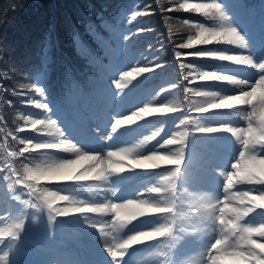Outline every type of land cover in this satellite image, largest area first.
Listing matches in <instances>:
<instances>
[{
  "label": "rangeland",
  "instance_id": "1",
  "mask_svg": "<svg viewBox=\"0 0 264 264\" xmlns=\"http://www.w3.org/2000/svg\"><path fill=\"white\" fill-rule=\"evenodd\" d=\"M217 1L225 3V0ZM258 7V12L263 17L260 31L257 27L258 12L254 7L245 8L243 0H232L227 3L226 25L233 26L236 29L235 33L243 36L245 45L240 46L238 55L235 56L236 58L251 56L253 63H240L238 72L240 78H237L236 74L226 76L225 79L232 77L236 80L234 83L228 79L230 82L228 90L218 93L205 91L206 97L199 100V106H203L221 98L236 97L237 94L240 96L239 100H232L229 104L208 108L217 110L233 102H240V108L235 109L233 117L221 119L216 117L200 123L199 128L210 126L214 129L208 131L209 133L226 131L222 126L233 129V131H226L231 136L229 140L216 145L213 142L207 143L208 146H215L212 156L204 155L200 160H194L199 169L208 157L213 158V161L217 163L215 164L211 159L207 161L212 163L213 170L207 173L208 178L197 172L193 173L191 178L183 177L182 184L179 185L178 207L173 205V188L176 180L170 173L182 165L180 163L176 166L174 162L154 168H126L119 173L106 174L107 178L97 177L95 173L81 178L84 181L93 180L84 191L90 195L87 196L84 193L88 199L87 201L83 199L82 204H79L82 201L78 198H83V195L69 192L70 198L77 199L79 203L75 201L64 203V208L76 206L80 209H88L120 204L127 200L147 202L149 207L143 214L123 227L114 220V217L119 216L116 209L94 211L95 217L81 221L83 227L93 232L92 236L85 237L91 244V249L105 255V264H117V262L118 264H169L172 243L168 232L171 231L173 218L171 213L166 214V212L174 207L179 214L177 228L180 233L179 245L188 244L187 246L190 247L178 253L177 264H207L212 255L217 257V264H255L252 262V257L257 254L258 247L264 249V235L258 231L261 226H264V218H253L249 215L253 211V201L263 200L262 197H264V187L256 182L262 181L259 176L264 174V68L256 66L264 61V0L258 3ZM111 32L113 42L107 43V59L102 64L103 79L108 94L104 100V113L97 115L93 111L90 98L88 97L89 101L83 99L81 106L86 114L75 116L76 121L83 123V127L81 125L79 130H74L73 123H68L65 118H58L63 122L64 130H59L53 139L48 141L49 146L52 147L51 157L42 165L43 176L48 182L62 184L60 187H63V183L67 180L77 177L81 170L88 168L91 163V161L77 159V150L88 154H99L101 157L106 156L108 151L118 149H130L134 156H145L152 152L166 154L181 147L183 152L184 145L177 144L180 138L174 134L180 133L185 140L186 131L182 133L178 127L173 126L167 120L165 113H160L164 114L163 120H153V116L160 115L155 113L134 124L122 126L117 133L112 134V138H106L115 119L127 115L134 107L144 104L150 106L172 104L176 106L175 111L182 108L178 101L171 100L170 96L165 95V90L157 91V88L151 86L141 87L153 73V68L138 61L135 53L125 44L119 25L112 26ZM133 67H149L152 70L136 73L133 82L121 92L122 82L133 76L131 72ZM128 73L132 74L128 75ZM54 112L52 114L56 117L61 114L59 108L56 109V113ZM161 128L162 131L154 139L144 144L140 143L145 137L151 136L153 132ZM166 139H171L175 143L164 145L163 141ZM207 162L205 166L209 165ZM169 164L172 165L164 168ZM233 164L236 165L235 168L232 167ZM226 173L234 174L230 181ZM251 176L257 178H247ZM57 177L71 178L57 179ZM150 188L158 189V191H148ZM62 192H65L64 188L56 193V199L60 200ZM27 213L26 209L25 214ZM73 213L75 212H69L66 216H71ZM25 214L21 213L9 221L12 225L16 222L20 223ZM3 216L4 213L0 214V220L3 219V222H0V236L8 231L7 225H10L4 223L7 217ZM50 216L53 215H43L35 226L32 223L33 227L29 226L28 220H23L24 225L19 227L30 230V237L41 242L45 247L51 248L54 245L53 238L58 237L63 229L55 219H50ZM245 218H249V221L245 222ZM139 233L151 235L126 245L121 249L122 255L110 254L107 250L108 245L115 246ZM2 242L3 239L0 237V244ZM213 242H215V251H210L209 245ZM19 247L15 244V247L11 249L9 245L3 254L0 253V264H4L3 262L21 264L20 260L23 256L14 257L18 250L25 253V250ZM33 254H30L27 263L40 264L45 255L44 247L40 250L34 249ZM84 255L88 264H98L85 253ZM4 258L8 260L4 261ZM60 263L84 264L79 253H75L71 260L64 262L58 260L56 264ZM44 264H47L46 259Z\"/></svg>",
  "mask_w": 264,
  "mask_h": 264
},
{
  "label": "trees",
  "instance_id": "2",
  "mask_svg": "<svg viewBox=\"0 0 264 264\" xmlns=\"http://www.w3.org/2000/svg\"><path fill=\"white\" fill-rule=\"evenodd\" d=\"M217 5L225 13L217 0H0V200L17 186L26 197L49 203L45 215L59 220L42 169L57 126L44 127L42 121L53 120L50 100L68 101L74 88L104 86L102 63L108 40L113 42L112 25L120 26L138 61L153 68L151 83L180 104L187 95L194 125L212 119L215 111H197L199 100L205 91L228 85L219 77L238 67L233 46L239 42H231L238 34L221 37L225 25ZM192 150L202 151L196 141ZM259 184L264 187V180ZM255 204L264 216V199ZM10 230L14 236L31 233ZM258 251L252 261L264 264V249Z\"/></svg>",
  "mask_w": 264,
  "mask_h": 264
},
{
  "label": "clouds",
  "instance_id": "3",
  "mask_svg": "<svg viewBox=\"0 0 264 264\" xmlns=\"http://www.w3.org/2000/svg\"><path fill=\"white\" fill-rule=\"evenodd\" d=\"M217 9L219 10V15L227 21V15L224 13L222 9H220V6L217 5ZM229 32H236V29L231 26V25H225L220 29L221 37L227 36ZM191 39V38H190ZM231 42H239L241 47H244V42H243V36L238 35L237 41H231ZM189 45H181V47H185ZM177 56L182 55V53H176ZM222 58L225 59H233V57H228V56H223ZM236 59L237 63H244V64H252L253 60L251 56H245V57H239V58H234ZM257 67L264 68V61H261L260 64L256 65ZM159 67V65H157ZM152 69L149 67H133L131 69V72L133 73V76L126 80L123 81L121 84V92H123L124 88L130 85L133 80L135 79V74L136 73H144L151 71ZM207 75V74H205ZM220 79H225V77H219ZM227 79L232 80V82H236L235 78L232 77H227ZM242 82V81H241ZM171 88L177 87L176 85H169ZM38 92L42 93V89L37 88L36 89ZM163 91V89L161 90ZM159 94V93H158ZM240 96L237 94L236 97H227V98H221L218 101L211 102L209 104L200 106L197 108V111H205L208 108L211 107H220L225 104H229L230 101L232 100H239ZM39 107L42 108H47L48 106L46 104H38ZM176 106L172 104H167V105H162V106H150L149 104H144L140 107H134L127 115L125 116H120L115 119L114 123L111 125V129L109 132L108 139L112 138L113 133H117L118 129H120L122 126L126 124H134L139 120H143L146 116L153 115L155 113H165L168 111H175ZM181 124L185 123V120L180 121ZM42 125L44 127L47 126H54L55 121L51 119H46L42 121ZM224 127V130L226 131H233V129L228 128L226 126ZM214 129L212 127H202L197 129V131L201 132H208V131H213ZM161 129H157L155 132L152 133L151 136L145 137L142 141H140L141 144L146 143L147 141L154 139L156 136L160 134ZM63 135V133H61ZM175 136H178L180 140H183V136H181L180 133L174 134ZM68 143H71L68 141ZM175 143V141L171 139H166L163 141L164 145H171ZM75 148V145H73ZM181 156H182V149L177 148L175 151L166 153V154H160L157 152H152L149 153L148 155L145 156H134L132 155V152L130 149H118L116 151H108L106 156H99V154H88L84 153L82 150H77V159L80 160H87L91 161L89 164L88 168L82 169L81 173L75 177L76 179L80 178H85L89 175H92L95 173L97 177H104L107 178L106 174H110L112 172H122L126 168H132V167H139V168H154L158 167L160 165L168 164V163H175L177 166L181 162ZM233 168L236 167L235 164L232 166ZM180 171L179 167H176L173 169V171L170 173V175L175 176L177 173ZM229 181L231 180L232 176L234 175L233 173H226L225 174ZM71 177H57V179H70ZM249 179H256L257 177L251 176L247 177ZM259 179L264 180V174H261L259 176ZM148 191H158V189L155 188H150ZM63 200H67L66 197H61ZM264 199V197H262ZM255 201H253L254 203ZM71 203V202H70ZM148 204L145 201H136V200H127L124 201L120 204H112L110 206H103V207H89L87 210L88 211H111L112 209H116L119 212L118 217H114V220L117 221V223L120 224L121 227L126 225L127 223H131L132 220H134L137 216L142 215L143 212L148 208ZM81 209L76 206L72 207H66L62 209H55L57 215H64L69 212H76L80 211ZM242 214V213H241ZM50 219H55L54 216H50ZM259 233L261 235H264V226H261L258 229ZM151 235L150 233H139L132 235L127 238L126 241L116 244L115 246L108 245L107 250L109 251L110 254H117V255H122L121 249H123L126 245H130L131 243L138 241L146 236ZM209 250L210 251H215V242L213 244L209 245ZM115 258V257H114ZM118 264V262H117ZM207 264H217V257L215 255H212L210 259L207 261Z\"/></svg>",
  "mask_w": 264,
  "mask_h": 264
},
{
  "label": "snow or ice",
  "instance_id": "4",
  "mask_svg": "<svg viewBox=\"0 0 264 264\" xmlns=\"http://www.w3.org/2000/svg\"><path fill=\"white\" fill-rule=\"evenodd\" d=\"M132 73H128V75H131Z\"/></svg>",
  "mask_w": 264,
  "mask_h": 264
}]
</instances>
